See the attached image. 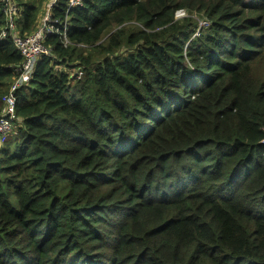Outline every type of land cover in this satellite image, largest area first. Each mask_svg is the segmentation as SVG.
Returning <instances> with one entry per match:
<instances>
[{
  "label": "trees",
  "instance_id": "obj_1",
  "mask_svg": "<svg viewBox=\"0 0 264 264\" xmlns=\"http://www.w3.org/2000/svg\"><path fill=\"white\" fill-rule=\"evenodd\" d=\"M13 1L32 35L38 3ZM52 15L71 44L48 36L53 57L17 92L0 264H264V0H58ZM21 62L0 44V113Z\"/></svg>",
  "mask_w": 264,
  "mask_h": 264
},
{
  "label": "built area",
  "instance_id": "obj_2",
  "mask_svg": "<svg viewBox=\"0 0 264 264\" xmlns=\"http://www.w3.org/2000/svg\"><path fill=\"white\" fill-rule=\"evenodd\" d=\"M70 8L77 9L84 5V0H69ZM58 5V0H52L51 8L45 18L42 26L32 35L23 37L17 34V23L21 13V8L13 0H2V12L5 15L6 25L0 31V43L11 39L17 50L22 56L21 65L15 68L17 80L12 85L8 94L3 97V108L0 113V145L6 143L9 138L16 134L18 116L17 109V92L24 86L29 84L37 70L39 62L47 57H53V50L47 46L46 40L50 35H59L67 39L69 30L68 21L53 19V9ZM188 14L184 10L176 12V20L185 19ZM200 26L207 27L205 20H199ZM65 47L68 46L66 42Z\"/></svg>",
  "mask_w": 264,
  "mask_h": 264
},
{
  "label": "rangeland",
  "instance_id": "obj_3",
  "mask_svg": "<svg viewBox=\"0 0 264 264\" xmlns=\"http://www.w3.org/2000/svg\"><path fill=\"white\" fill-rule=\"evenodd\" d=\"M35 2H37L38 6H39L38 24L40 27V26H42V23L44 22L45 18L48 15V12L51 8L52 0H35ZM199 24H200V22H199ZM16 31H17V34H19V31H20L19 23H17ZM0 149H1V146H0Z\"/></svg>",
  "mask_w": 264,
  "mask_h": 264
},
{
  "label": "bare ground",
  "instance_id": "obj_4",
  "mask_svg": "<svg viewBox=\"0 0 264 264\" xmlns=\"http://www.w3.org/2000/svg\"><path fill=\"white\" fill-rule=\"evenodd\" d=\"M83 7H84V5H83V6H80L79 8H83ZM67 30H69V26L67 27ZM63 41H64V43L67 42V43H68V46L71 44L68 38H67V39H64V38H63ZM0 44H2V43H0ZM171 201H172V200H171Z\"/></svg>",
  "mask_w": 264,
  "mask_h": 264
}]
</instances>
